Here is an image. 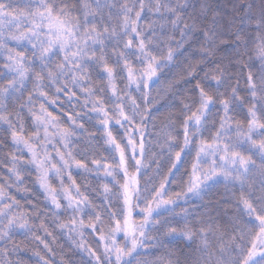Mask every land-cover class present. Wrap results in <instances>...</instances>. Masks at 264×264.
Segmentation results:
<instances>
[{
	"label": "snow or ice",
	"instance_id": "obj_1",
	"mask_svg": "<svg viewBox=\"0 0 264 264\" xmlns=\"http://www.w3.org/2000/svg\"><path fill=\"white\" fill-rule=\"evenodd\" d=\"M193 42L204 74L188 64L191 94L158 122L154 86ZM0 169V264H24L17 234L55 255L50 224L71 264H264V0H0ZM26 180L43 208L13 195ZM218 185L227 226L181 206Z\"/></svg>",
	"mask_w": 264,
	"mask_h": 264
},
{
	"label": "rangeland",
	"instance_id": "obj_2",
	"mask_svg": "<svg viewBox=\"0 0 264 264\" xmlns=\"http://www.w3.org/2000/svg\"><path fill=\"white\" fill-rule=\"evenodd\" d=\"M210 3L219 11L225 10V6L229 4V0H210ZM227 14L230 15V12H228ZM177 39H179V37H177ZM226 39L229 40L230 47L232 38L226 37ZM199 47V44H197L196 42H193L190 46L186 45L183 54L177 58L176 64L162 70L163 75L160 78V82L154 86V91L152 92V95L157 97L156 103L153 105V107L160 109L159 112L155 113L158 122L166 119L170 113H178L180 110V101H183L185 96L191 94L190 89L195 83V80L185 71L188 67V64L190 62L195 64V72L199 73V76H203L204 73L203 71H201V67H204V65L201 63V61L205 58L201 57V55L199 54ZM223 54L224 49L222 47L221 50L217 53L216 57H210L207 59H217ZM211 67L212 64L207 63V67L205 70ZM165 88H167L168 91H164ZM147 131H154V129H152L151 125H149ZM145 135H147V132L145 133ZM188 169L190 171V165L188 166ZM181 172H183V169L181 170ZM177 175L180 174L178 173ZM83 178V175L80 176V182ZM183 179L186 182L188 177L184 176ZM177 183H179V181H177ZM53 186H56L55 181H53ZM172 188L175 191H179L178 188H175V185H173ZM207 205H210V207L206 209L205 206ZM181 206L188 208L190 212L192 211V206H194L201 213L205 210L211 211L213 219H216L218 224H222L225 226H227L226 221L232 215V211L234 208V206L229 204L227 200V194L223 185H218L214 189L210 190L205 195L203 201L192 200L191 206L189 204H182ZM179 211L180 209L177 208V212ZM86 235H88L89 237L88 242L95 246V242L92 240L90 234L86 233ZM50 241L55 249L52 251L55 253L56 257L59 254L62 255L66 259V262H68V264H71V261L73 260L80 259V256L75 253L74 247L71 246L72 253L70 257V248L68 249V254H62V251L67 246L66 244H63L61 242L58 244V240L55 237H50ZM121 243H123V241H121ZM169 247L178 252L187 253L193 246L190 245V242L185 238L177 237L171 242ZM161 254L162 250L158 251L156 249H153L147 255L149 259H155Z\"/></svg>",
	"mask_w": 264,
	"mask_h": 264
},
{
	"label": "trees",
	"instance_id": "obj_3",
	"mask_svg": "<svg viewBox=\"0 0 264 264\" xmlns=\"http://www.w3.org/2000/svg\"><path fill=\"white\" fill-rule=\"evenodd\" d=\"M61 103H66L64 101V98H60ZM75 103V102H73ZM71 109L69 107L64 108V115H60L59 110L55 105L49 107V111H52L54 115H57L60 117V119L63 121L62 126L68 127V122L66 120L67 113ZM79 111V109H77ZM7 143V142H6ZM4 170L0 169V175H3ZM33 179L35 178V173L32 174ZM73 177L77 180V183H80V176L82 175H77L76 171H73L72 173ZM26 185L31 189V193L25 197V194L23 193V190L19 194L15 193L13 191V195H17V199L20 200L21 204L23 205L25 203V198L29 201H32L33 203L40 202V207L43 208L45 206L44 204V197L41 195V191L39 190L38 186H33L32 185V180H26L25 181ZM49 231L52 232V237H55L58 241L57 243L59 244L60 242L63 244H66L67 246L64 248L62 251V254H68L69 253V248H70V257H71V246H72V241L69 240L68 236L65 234H62V232L59 230V228L52 226L51 224L49 225ZM43 235V234H41ZM48 239V244L49 247L52 248V250H55L51 241L50 237ZM15 240L17 243L21 244V253H20V258L24 262V264H38L37 259L34 255V252H40L41 255H46L45 250L43 249V245H35V242L29 243L30 237L26 239L23 235L17 234L15 236ZM73 247V246H72ZM46 258L51 261V264H61V260L66 261V259L62 255H58L57 257L52 254H47ZM15 259V256L13 257ZM61 259V260H60Z\"/></svg>",
	"mask_w": 264,
	"mask_h": 264
}]
</instances>
